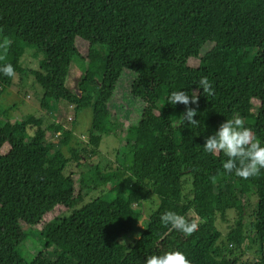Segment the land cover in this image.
I'll use <instances>...</instances> for the list:
<instances>
[{"label":"trees","instance_id":"16d2710c","mask_svg":"<svg viewBox=\"0 0 264 264\" xmlns=\"http://www.w3.org/2000/svg\"><path fill=\"white\" fill-rule=\"evenodd\" d=\"M27 48L40 55V69L29 71L43 89L39 108L49 112L63 100L75 116L91 109L92 122L87 144L72 147L74 133L63 125L0 111V264H144L170 250L191 264H244L247 241L257 246L248 264H264V170L243 180L224 172L223 152L202 148L237 115L264 146V0H0V66L9 63L15 73L0 74V96L26 75ZM76 61L84 74L71 91ZM125 72L134 75L130 93L142 104L127 129L131 162L102 172L91 161ZM201 76L213 95L198 88ZM180 90L198 97L197 127L180 121L183 105L166 103ZM47 133L57 139L46 143ZM165 211L196 229L185 236L162 225ZM229 211L238 219L223 235L217 217ZM22 222L45 250L30 261L21 251Z\"/></svg>","mask_w":264,"mask_h":264},{"label":"rangeland","instance_id":"374dc122","mask_svg":"<svg viewBox=\"0 0 264 264\" xmlns=\"http://www.w3.org/2000/svg\"><path fill=\"white\" fill-rule=\"evenodd\" d=\"M40 55H35L34 49L27 48L24 56L21 59L23 68L27 70L24 77L19 78L16 76L14 84L0 96V111L14 108L12 116L16 119H21L22 116L35 115L44 119V126L48 127L51 122H56L63 125L66 129L72 130L75 139L71 143L72 147H82L88 142V130L91 127L92 122V110L86 109L75 116L74 106L65 101H53L51 103V109L49 112L45 109H41L40 102L43 97V89L35 82L34 77L29 71L39 70ZM193 66H197L196 61H191ZM83 66L76 61L70 70L69 89L75 91L82 75L84 74ZM134 80V75L125 72L120 77L117 84L116 91L112 100L109 103V109L111 111L110 127L109 131L102 137V141L99 146V155L93 157L92 163L100 166L102 172H111L122 165H129L130 159H125V145L126 135L129 126L135 125L139 118L142 108V104L133 99L130 93V85ZM258 105L257 102H254ZM56 136H52L47 133L46 143L55 141ZM55 152L57 149L55 146L51 147ZM66 156H69V150L66 147H61ZM99 163V164H97ZM95 168L94 166H92ZM90 167L87 168V177L90 179L95 177V172H89ZM79 176L76 177L78 179ZM107 185L105 188H110ZM78 189V186H76ZM97 194H94L96 196ZM151 198L156 199L154 196ZM157 200V199H156ZM251 200H253L251 198ZM135 207V206H134ZM136 209H139L137 206ZM144 211H149L151 205L145 203ZM193 216V214H191ZM238 219L235 211H229L226 214L225 219L217 217V226L223 235H226L231 227L235 225ZM198 222V221H197ZM251 219L245 217V224L249 225ZM141 225V223H140ZM22 230L27 234V238L21 248L23 256L29 261L33 259L41 251H45L41 243L42 240L38 238L37 234L31 229L30 226L20 223ZM245 259L244 264H248L257 258V246L251 241H247L244 244ZM54 248L46 250L45 255L48 259L54 258Z\"/></svg>","mask_w":264,"mask_h":264},{"label":"clouds","instance_id":"9594fccd","mask_svg":"<svg viewBox=\"0 0 264 264\" xmlns=\"http://www.w3.org/2000/svg\"><path fill=\"white\" fill-rule=\"evenodd\" d=\"M0 74L14 76L13 66L9 63L3 64L0 66ZM197 83L204 94L213 95L212 83L206 76H201ZM197 100V95H189L182 90L171 91L166 97L167 104L184 106L179 119L183 124L186 122L193 127H197L200 123L199 120L194 119L197 116ZM202 148L206 153L223 152L227 157L221 164L224 172L232 173L243 180L254 177L264 170V146L253 138L251 130L243 126L242 119L238 115L220 123L212 134L204 138ZM159 219L162 225L170 226L171 229L178 230L185 236L191 235L197 227L195 223L186 222L183 216L173 211H165ZM139 222L142 226L143 219ZM144 264H191V262L183 252L170 250L162 254L146 256Z\"/></svg>","mask_w":264,"mask_h":264}]
</instances>
